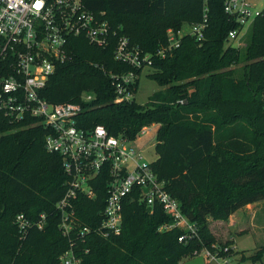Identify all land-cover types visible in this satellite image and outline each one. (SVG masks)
<instances>
[{
    "label": "trees",
    "instance_id": "16d2710c",
    "mask_svg": "<svg viewBox=\"0 0 264 264\" xmlns=\"http://www.w3.org/2000/svg\"><path fill=\"white\" fill-rule=\"evenodd\" d=\"M87 9L123 26L133 45L153 55L149 77L163 87L146 104L115 102L113 73L143 69L120 62L114 47L99 48L84 37L69 43L70 58L59 63L41 95L52 103L83 104L77 125H103L114 136L135 140L142 127L159 124L158 158L152 167L199 237L179 241L180 227L160 230L172 219L163 206L137 196L124 200L120 234L98 230L106 206V179L95 184L96 198L74 201L75 228L65 235L57 203L66 192L62 158L46 149L47 129L34 122L0 124V264H63L73 245L81 264H181L216 237L209 217L226 221L237 210L264 202V16L257 19L246 48L227 41L234 25L224 0H210L206 39L183 38L166 57L156 56L167 30L203 17L204 0H83ZM244 61V62H243ZM242 69L237 70V66ZM140 78L136 83L138 92ZM84 93L93 94L83 102ZM32 223L45 214L44 226L21 229L17 216ZM89 227L84 236L80 231ZM233 250L223 253L226 257ZM242 260L264 259V245ZM264 264V262H263Z\"/></svg>",
    "mask_w": 264,
    "mask_h": 264
},
{
    "label": "built area",
    "instance_id": "2783aa9c",
    "mask_svg": "<svg viewBox=\"0 0 264 264\" xmlns=\"http://www.w3.org/2000/svg\"><path fill=\"white\" fill-rule=\"evenodd\" d=\"M209 1L204 0L203 17L199 22H186L179 29L167 30L166 43L157 50L156 56L171 54L185 37L197 42L206 39L210 26ZM224 12L234 25L227 41L240 47L244 29L254 27L257 19L264 16V0H224ZM73 37H84L99 48L114 47L115 59L136 69L152 68V54L133 45L122 25L114 28L107 19L87 9L83 0H0V124L6 119L11 124L34 122L47 129L46 149L61 156L68 178L66 192L57 203L62 213L63 233L69 235L75 228L74 201L80 195L96 198L95 184L104 178L107 201L99 231L120 234L124 200L135 195L149 206L157 203L163 206L172 222L164 224L160 230L183 228L181 242L199 237L197 224L183 213L179 200L154 171L153 161H147L143 148L135 143L142 135L150 133L154 124L142 127L135 140L111 135L103 125L83 129L76 120L83 104L52 103L41 95L58 64L70 58L69 43ZM104 72L112 78L116 103L136 100L139 74ZM93 98V94L82 95L83 102ZM44 220L45 214L35 223L23 214L17 216L25 233L33 225L42 229ZM90 231L89 227H84L80 234L84 236ZM72 246L62 255L63 264H81ZM213 248L203 247L193 255L218 261L222 250Z\"/></svg>",
    "mask_w": 264,
    "mask_h": 264
},
{
    "label": "rangeland",
    "instance_id": "374dc122",
    "mask_svg": "<svg viewBox=\"0 0 264 264\" xmlns=\"http://www.w3.org/2000/svg\"><path fill=\"white\" fill-rule=\"evenodd\" d=\"M252 33L253 27L250 26L246 27L243 31L244 35L242 34V38L240 41L242 43L240 47L242 48L241 56L243 59L245 57L246 48L248 47V43L250 41ZM243 64L244 63L237 66V70L240 71ZM151 72H153V69L147 67L139 76L140 83L138 92L136 94V101L140 104H146L154 93L163 89V87L159 85L156 80L149 77V74ZM154 125L155 126L152 128L150 133L142 135L141 139L135 142L137 145L143 148L147 161H155L158 158V153L156 151V134L160 125ZM251 213V211L246 212V209H243V211H240L238 213L240 216H243L245 220L242 222L244 228L240 230V232L238 230L239 227H237L236 225L229 227V219L226 220L227 222L223 224L215 223L219 220H214L212 217H209L208 220L210 230L212 231L213 229V231H216V233L214 232L216 235L212 232L216 237V242L212 245L211 250H214L213 247L220 248L222 250V258L218 261H212L207 259L203 255H192L183 258L181 264H263L264 259L254 262L250 259L242 260L241 258L242 255H253L264 244V202L259 201L257 207H255V211L253 213L254 218L252 220H250L252 215ZM227 228L230 229V233ZM205 247L210 248L208 246ZM225 248L233 250L236 253L226 257L223 254L225 253V251H223ZM236 248H238V250Z\"/></svg>",
    "mask_w": 264,
    "mask_h": 264
},
{
    "label": "crops",
    "instance_id": "0c3cea01",
    "mask_svg": "<svg viewBox=\"0 0 264 264\" xmlns=\"http://www.w3.org/2000/svg\"><path fill=\"white\" fill-rule=\"evenodd\" d=\"M258 203L259 202H256V203H253V204H249V205H247V206H245V207H243V208H241V209H239V210H237L235 213H233L231 216H230V218H229V221H230V224H229V227H231V226H237V227H239L238 228V230H239V232H240V230H242L243 228H244V226L242 225V222L243 221H245L244 220V217L243 216H240L238 213L240 212V211H243V209H246V212L247 211H251L252 213V215H251V218H250V220H252L254 217V215H253V213H254V211H255V207H257V205H258ZM247 219V218H246ZM227 221H223V220H219V221H216L215 223H226ZM240 225H241V227H240ZM210 226H211V223H210ZM263 227V226H262ZM263 229H264V227H263ZM227 230L229 231V233H230V229L229 228H227ZM212 232L214 233H216V231L214 230L213 231V229H212ZM214 233V234H215ZM216 235V234H215ZM225 235V234H224ZM234 241V240H233ZM235 243V242H234ZM264 245V244H263ZM234 246H235V244H234ZM261 246V245H260ZM257 248V247H256ZM237 250H238V248H236ZM247 256H250V255H247Z\"/></svg>",
    "mask_w": 264,
    "mask_h": 264
}]
</instances>
